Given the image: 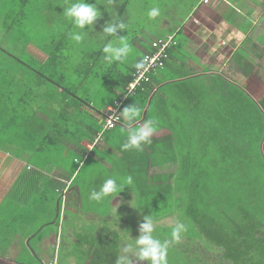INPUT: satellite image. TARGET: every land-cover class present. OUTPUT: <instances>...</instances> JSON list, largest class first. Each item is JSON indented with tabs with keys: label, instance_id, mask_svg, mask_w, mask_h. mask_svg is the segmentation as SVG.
<instances>
[{
	"label": "trees",
	"instance_id": "1",
	"mask_svg": "<svg viewBox=\"0 0 264 264\" xmlns=\"http://www.w3.org/2000/svg\"><path fill=\"white\" fill-rule=\"evenodd\" d=\"M128 1L124 0L117 5L112 19L124 20L122 9L127 7ZM24 2L25 0H21V4ZM113 2L114 0H107L108 5ZM16 14L23 15V10L19 15L17 12ZM68 36L69 33L65 35ZM168 36L172 37V43L167 48L168 56L163 65L150 73L145 90L139 89L134 95L128 96L119 107L120 111L128 105H137L141 110L138 121L154 119L156 128L166 129L170 134V138L159 142L158 165L162 169H168L172 165V171L148 173V181L138 174V168L133 171V175L137 176L132 180L136 183V188L140 189L142 185L143 195H151L156 204L154 210L148 209V213L144 214L153 216V221L159 218L153 212L155 210H158L162 218L172 215L175 220L167 228L170 231L167 234L169 238L176 222L186 225L187 230L182 233L181 239L169 243L170 254L167 255V261L170 260L171 263L168 264H172L173 260L180 261L176 264H264V242L257 238V229L240 232L235 228V222L242 216V209L244 212L249 211L248 218L256 219L257 216L260 219L263 212L264 74L258 75V78L253 77L252 87L246 86V90H241L239 84L227 81L226 69H223L224 77L218 74L213 76L206 87L204 73H197L193 64L188 67V63H185L184 60L190 55L182 49L175 33L156 36L151 40ZM64 40V33H61L59 41L52 39L53 46L47 50L44 62L62 63L68 59L64 52L70 51ZM104 43L103 41L96 51L90 50L92 59L82 56L84 61L75 64V71L82 73L81 79L96 74V62L93 60L102 55ZM148 49H151L149 43ZM143 53L130 66L121 69L113 66L109 67L108 72H103L99 87L106 88L110 97L100 100L99 108L96 99L78 93L77 89L82 87V82L79 83L81 80L76 85L66 86L62 84V80L57 81L46 75L47 82L61 89L58 93L63 97V109H59V114L54 117L52 115L56 111L52 108L54 112L50 113L49 122L41 119L33 122L31 118H25L24 122L32 123L36 129L47 127L54 133V136L49 134V138L46 137V141L39 144L38 151H45L47 148L49 155L55 151L60 157L71 152V149L64 150L63 143L74 137L76 139V136H81L84 132L80 121H75L73 116H79L81 121L82 117L91 119L92 121L84 123L92 125L90 128L94 134L100 128L103 129L102 116L105 110L121 98L133 78L136 69L134 64L142 60ZM181 56L185 59L180 60ZM57 68L61 70L62 65ZM57 68L55 71H59ZM245 69L248 72L252 70L251 67ZM258 71L262 72L264 68L260 67ZM34 73L44 79L45 74ZM251 91L252 94L257 92L255 99L249 95ZM5 99H9L8 94ZM5 101L7 100L0 99V104L3 108H8L7 104H2ZM11 111L7 113L5 120L17 122L19 116L11 117ZM121 123L124 122L120 117L117 124ZM2 130L7 133L0 125V131ZM151 154L148 156L151 157ZM71 157L74 162L73 152ZM68 161L69 158H66L65 164ZM136 161L133 159L131 165L135 167ZM167 177H170V184L166 185ZM248 218L243 220L248 222ZM248 233L253 235L246 236ZM240 234L245 236L241 237ZM90 260L91 258L86 262Z\"/></svg>",
	"mask_w": 264,
	"mask_h": 264
},
{
	"label": "rangeland",
	"instance_id": "2",
	"mask_svg": "<svg viewBox=\"0 0 264 264\" xmlns=\"http://www.w3.org/2000/svg\"><path fill=\"white\" fill-rule=\"evenodd\" d=\"M122 1L124 0H114L111 5H108L107 0H87L88 3L96 4L101 16L95 22L93 31L89 33L85 41L81 44H76L69 36L65 37L67 33L74 29L71 22L63 15V8L75 2V0H25L22 3L24 5L21 4V0H0V99L7 100L2 104L8 105V108H3L0 104V125L7 130V133L3 132V130L0 131V144L3 143L5 145L6 141H11L12 138L15 139V132L20 129L25 118L32 115L36 110L40 114L45 115V110L48 107L50 109L53 108V110L57 109L56 112H59V109H63V97L57 90L60 88L51 84V82H47L46 75L57 81L62 80V84L66 86L76 85L81 80L79 83L82 82V87L77 89L78 93L96 99L95 101L99 108L101 107L100 100H106L110 97V93L107 92L106 88L99 87V82L102 80L100 76L103 72H108L109 67L113 66L119 69L130 66L143 53L141 46L149 43L151 38L160 36L157 35V30L166 33V30H163L160 26L165 22H173L171 19L164 20L163 17H167V15H164L162 9L164 8L163 4H174L173 0H129V18L124 19L128 27L126 31H118V35L116 34L117 37L125 36L127 38L131 47L129 56L124 61L116 62L111 66L103 63L102 55L94 58L96 74L81 79L82 73L75 71V64L84 61L82 56L92 59L89 53L90 50L96 51L103 42L100 40L98 32L102 30L105 22L112 19L111 16H113L114 10L117 9V5ZM186 1L181 0V3L183 4ZM152 7H159L161 10V15L155 19H149L147 16V12ZM125 9H128V7ZM21 10H23V15L16 16V12L19 15ZM5 15L10 17L7 18ZM85 30H87V26ZM141 32L145 35H140L139 33ZM61 33H64V43H67V49L70 51V53L64 52L68 59L62 63L51 64L44 62L47 57V50L52 48L53 41H59ZM135 37L140 39L136 40ZM176 38H179V35ZM248 48L250 49L248 53L254 54L258 57H256L257 59L264 53V47H259L257 43L248 45ZM70 55L72 56L69 57ZM247 57L248 55L242 51L234 54V58L243 59ZM179 59L184 60L185 57L181 56ZM250 59L253 64H259L252 58ZM184 61L188 63L187 59ZM55 62L59 61L55 60ZM235 63L238 65L237 61ZM61 65L62 71L57 68V66ZM187 66L189 67V64ZM55 68L60 72L55 71ZM241 70L244 71V74H239L237 69L233 73V77L238 81H242L246 77L245 74L249 73L246 69L241 68ZM34 71L45 74L44 79L35 75ZM62 77L64 78L61 79ZM201 78L199 79L201 80ZM205 81L207 83L206 87H208L211 79H205ZM251 83H253L252 77L248 79L247 83L240 84L241 90H246ZM52 86L55 87V91H51L53 89ZM259 92L262 94V91ZM256 93L254 96H257ZM7 94L9 99H5ZM11 109L13 110L11 111ZM10 111L11 117H14V115L19 116L17 122L16 120H5L7 113ZM73 119L77 122L80 121L79 116H73ZM118 129L120 128L116 127L110 134L108 132V136L112 139L117 138V135L113 133ZM160 134L159 131H154L152 135H155V138L162 135L165 136L163 133ZM165 139L166 136L163 140ZM72 152L67 153L62 159L64 161L69 158L71 167L76 165L72 163ZM3 154V150H0V159ZM30 161L35 164L37 159L32 158ZM7 165H3L0 169V191L2 190L0 208H5L12 214L13 209L16 208L17 218L14 221L11 219L6 224L0 223V264H52V255L55 252V264H109V259H111V264H116L117 257L124 254V247L132 243L134 238L139 235L138 226L143 222V217L148 213V209L154 210L156 207L151 195H143V186L135 190L136 196H130L123 189L118 194H123L120 195L118 201H111L112 199H109V197H106L102 202L90 200L91 191L98 190L106 178L115 177L121 181L126 176L116 168L111 172L108 169H105V171L100 170L101 168L95 170L97 165L89 166L93 165L91 163L80 171L74 181V184L80 186L81 196L83 197L81 210L70 211L67 209L68 211L65 210L64 212V202L61 203L60 194H56V191L59 193L58 188H62L64 185V181L56 177L59 175L61 178H68L66 173L63 172V175L54 173L53 176L48 177V180L44 178L39 180L38 175L34 181L38 183L43 181L47 185L40 196L34 195L33 197L30 196V193L33 191L35 183L27 182L24 177L20 176V173H18L17 177L13 171L3 173L4 167ZM23 166L25 167V165ZM170 166L168 169H161L162 172H171L172 165ZM4 174L10 178L11 184L4 179ZM138 174L141 175L143 172ZM100 177L104 178L103 181H100ZM54 183L55 186H52ZM167 184H170V177L166 179ZM59 199L61 211L65 214L61 213L59 224L53 225L52 222L56 219L55 215L57 214ZM17 207L20 208L17 209ZM262 207L263 212L260 219H257V216L256 219L254 217L248 218L249 211L244 212V209H242V216L235 222V228H238L240 232L244 230L253 231L256 228V236L260 242H264V206ZM153 212L159 217L158 220L156 219L157 221H153V235L163 240L171 239L167 237L170 232L167 228L175 218L172 215L162 218L161 215L159 216L158 210ZM92 213L95 216H90ZM20 214L22 216L28 215L30 219L20 220ZM244 218H248V222H245ZM13 229L18 232L24 230L25 232H31V234L28 235L25 243L18 242L20 240L19 236H8L10 230ZM37 231L39 233H36ZM53 232L55 234L59 233L58 244L55 245L56 250L52 240L50 243L45 240ZM251 235L253 233H248L246 236ZM240 236L245 235L240 234ZM28 240L29 243L27 242ZM41 252V255L37 254ZM168 254H170L169 247ZM128 255L131 258V264H148L147 261H138L132 254ZM90 258V262H86ZM177 261L180 262L179 260H173L172 264H176ZM168 262L171 263L170 260Z\"/></svg>",
	"mask_w": 264,
	"mask_h": 264
},
{
	"label": "crops",
	"instance_id": "3",
	"mask_svg": "<svg viewBox=\"0 0 264 264\" xmlns=\"http://www.w3.org/2000/svg\"><path fill=\"white\" fill-rule=\"evenodd\" d=\"M173 3L174 4H163L164 8L162 9L164 15H167V17H163L164 20L171 19L173 22H165L160 26L163 30H166V33L157 30V35L165 36L174 33L176 36L179 35L177 39L179 44H181L182 49L190 55L189 58H186L188 64H193L192 66L197 68V73H204V79H211L212 81L213 76L217 74L224 77L222 71L226 69L225 77L227 81L232 80L235 84L240 85L247 83L251 76L252 78H258V75L262 76L264 74V71H258V68H264V53L261 54L259 59H257L258 57L254 54L248 53L250 52L248 45L257 43L259 47H264V0H210L208 3H203L201 0H187L183 4L181 0H173ZM127 7L128 9H125V7L122 9V12L124 11L123 19L129 18V3ZM118 33L119 32H117V35ZM139 34L145 35L143 32ZM147 48L148 43H146L145 46H141L142 52ZM238 51L246 53L248 57L243 59L234 58V54ZM250 58L259 62V64H253L250 62ZM236 61L238 65L235 63ZM245 67H251L252 70L248 74H245L246 77L242 81H238L233 77V73H235L237 69L239 74H244L241 68L245 69ZM185 69L189 70L187 68ZM52 88L51 91H54L55 87ZM57 90L59 91V89ZM254 94H252L251 91L249 95L255 99ZM51 110L52 109L48 107L47 110H45V115L40 114V112L36 110L32 115L26 118H31L33 122L39 119L49 122ZM56 110L57 109L54 111ZM57 114H59V112H56L52 116L55 117ZM87 117L88 116H86V118ZM87 120L92 121L84 117H82V121L80 120L81 127L84 129L81 136H76V139L74 137L71 141L69 140V142L65 141L63 143L64 150L71 149L74 153L75 157L72 163L76 165L73 164V167L70 166V161L65 164V160L62 161L64 157H60V155L57 154L58 152L56 153L54 151L49 155L47 148L45 151H38L39 144L43 143V140L46 141V137L49 138V134L54 136L53 131L47 127L39 130L36 129L32 123L24 122L21 124L20 129L15 132L18 137L11 141H6L5 145H3V143L0 144V150L4 152L0 159V169L3 165L8 164L4 167L3 173L13 171L16 173V177L18 173H20V176L24 177L27 182H34L35 187H33V191L30 193V196L33 197L34 195L40 196L45 189L44 187L47 185V183L45 182V185L43 181H39V183L34 181L38 175L39 180L40 178L48 180V177L53 176L54 173H59L60 175L66 173L68 178H61L59 175L56 177L64 181L62 188H58L59 193L56 191V194H60L61 203L64 202V212L67 209L70 211L81 210L80 207L83 205V197L81 196L80 186L74 184V181L75 178L78 177L80 171L88 164L93 163V165L89 166L97 165L95 170L101 168L100 170L105 171V169H108V171L111 172L115 168L118 169L126 175L121 181L117 179L118 182L122 184L129 176L132 177V180L136 179L137 176L133 175V171L137 168L138 173L143 172L140 176L144 177L143 180L146 179V181H148V177H150L149 175L147 176L148 173L158 174L162 172V168L158 165L160 161L159 142H161L165 136L166 139L170 138L168 130L156 128L155 131H159L161 134H165V136L162 135L155 138V135H152L150 137L151 143L143 146L142 150H121V145L125 142L127 136V129L124 123L116 125V127L120 129L114 131L113 134H116L117 138L112 139L108 136V132L110 134L116 127L111 130L100 128L99 131L94 134L93 129L90 128L92 125L84 123V121ZM100 122L101 119L99 118L98 123ZM142 124L143 121H137V126H142ZM28 132L30 134H28ZM150 154L152 155L151 157L148 156ZM79 155L81 157H79ZM145 155L147 156L145 157ZM9 158L11 159L8 160ZM32 158L37 159L35 164L30 161ZM133 159L137 160L135 167L131 165ZM23 165H25V167ZM4 175V179L11 184L10 178L6 174ZM103 179L104 178L100 177V181H103ZM52 186H55V183ZM124 189L130 196H136V183L132 182L131 185H125ZM120 195L114 198L109 197V199H112L111 201H118ZM1 197L2 190L0 191V198ZM61 203L59 199L56 211L57 214L55 215L56 219L52 222L53 225L59 224V216L62 213ZM19 208L20 207H17V209ZM6 211L5 208H0V223L3 222L6 224L11 221V219L12 221L16 220V208L13 209V214L12 212L10 213V211L6 213ZM64 212L62 214H65ZM90 216L95 215L92 213ZM24 219L30 218H28V215H21L20 220ZM36 233L39 232L37 231ZM30 234L31 232H25L24 230L18 232L13 229L10 230L8 236L13 237L17 235L20 238L18 242L25 243L26 238ZM58 238L59 233L57 232V234H55L53 232L45 238V240H48V243L52 240L55 249V245L58 244ZM27 242L29 243V240ZM55 253L52 255V264H55ZM37 254L41 255L42 252Z\"/></svg>",
	"mask_w": 264,
	"mask_h": 264
},
{
	"label": "clouds",
	"instance_id": "4",
	"mask_svg": "<svg viewBox=\"0 0 264 264\" xmlns=\"http://www.w3.org/2000/svg\"><path fill=\"white\" fill-rule=\"evenodd\" d=\"M64 17L73 25V31L69 32V37L76 44L85 41L89 33L93 31L95 22L100 18L101 12L96 4L88 3L87 0H75L67 7L63 8ZM161 15L159 7H152L147 12L149 19H155ZM87 26V30H85ZM128 25L119 19H110L102 26V30L98 32L100 40L104 41L102 51V61L105 65L111 66L116 62L124 61L131 52L130 44L125 36L117 37L118 31H126ZM145 51V50H144ZM137 70L145 67L144 61H138L134 64ZM126 129L127 136L125 142L121 145V150L137 149L151 143L150 137L156 128L154 119L144 120L142 126H136L137 121L141 118V110L131 104L119 111ZM132 177H127L122 184L117 178L108 177L99 186L98 190L91 191L89 199L95 202H102L106 197H116L125 185L132 184ZM186 225L182 222H176L171 229V240H164L153 235L154 225L151 215L143 217V222L138 226L139 235L134 238L132 243L124 247L122 255L117 257L116 264H131V258L128 254H132L138 261H147L148 264H168L167 255L168 247L171 241H179L182 233L186 231Z\"/></svg>",
	"mask_w": 264,
	"mask_h": 264
},
{
	"label": "built area",
	"instance_id": "5",
	"mask_svg": "<svg viewBox=\"0 0 264 264\" xmlns=\"http://www.w3.org/2000/svg\"><path fill=\"white\" fill-rule=\"evenodd\" d=\"M201 1L203 3H208L210 0ZM171 43V36L166 38H155L149 42L151 49H146L142 57L145 67L140 70L135 69L133 78L129 81L121 98L115 101L113 105L107 107L102 116V121H104L103 129L112 128L117 124L120 119L119 107L128 96L134 95L139 89L145 90V83L149 81L150 73L163 65L164 59L168 56L167 48L171 46Z\"/></svg>",
	"mask_w": 264,
	"mask_h": 264
}]
</instances>
